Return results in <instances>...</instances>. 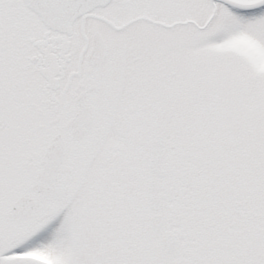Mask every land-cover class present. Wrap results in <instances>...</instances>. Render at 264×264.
<instances>
[{"label":"snow or ice","instance_id":"1","mask_svg":"<svg viewBox=\"0 0 264 264\" xmlns=\"http://www.w3.org/2000/svg\"><path fill=\"white\" fill-rule=\"evenodd\" d=\"M0 264H264V0H0Z\"/></svg>","mask_w":264,"mask_h":264}]
</instances>
